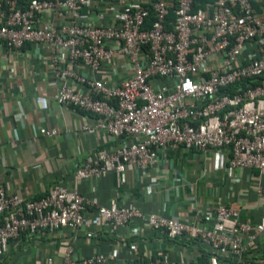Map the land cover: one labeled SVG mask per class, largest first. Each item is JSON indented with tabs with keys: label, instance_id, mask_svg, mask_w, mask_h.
I'll list each match as a JSON object with an SVG mask.
<instances>
[{
	"label": "built area",
	"instance_id": "built-area-1",
	"mask_svg": "<svg viewBox=\"0 0 264 264\" xmlns=\"http://www.w3.org/2000/svg\"><path fill=\"white\" fill-rule=\"evenodd\" d=\"M100 1L0 0V42L10 50L30 43L46 49L59 81L56 102L95 117L81 131L101 130L120 141L88 153L76 177L145 171L167 147L225 150L231 168L264 174V0H212L197 9L194 0H115L107 19L98 11ZM45 12L61 22L42 26ZM121 57L130 73L116 80ZM58 132L39 128L43 136ZM211 215V226L201 227L133 204L104 205L60 183L38 199L0 187V257L22 236L62 229L76 235L94 224L123 239L117 230L139 221L170 240L188 235L199 241L201 264H264V222L240 220L238 209L222 203ZM194 218L202 221L200 209ZM62 245L60 262L46 255L32 264H107L110 258H81L73 244ZM128 247L134 253L129 264L198 262L166 251L142 258L136 244Z\"/></svg>",
	"mask_w": 264,
	"mask_h": 264
},
{
	"label": "crops",
	"instance_id": "crops-1",
	"mask_svg": "<svg viewBox=\"0 0 264 264\" xmlns=\"http://www.w3.org/2000/svg\"><path fill=\"white\" fill-rule=\"evenodd\" d=\"M115 6V0H101L98 11L107 19ZM48 21L61 19L45 12L41 25L46 26ZM49 61L48 51L37 44L10 50L0 42V187L8 193L38 199L53 183H60L69 190H78L85 198L96 197L104 205L112 201L133 204L143 212L177 216L201 227L211 226L217 203L238 209L240 220L264 222V174L254 168H231L225 150L167 147L145 171L111 172L99 180L77 178L75 171L88 153L115 148L120 141L101 130L81 131L83 125H94L95 117L56 102L59 81ZM117 62L116 80L130 73L126 58H118ZM41 127L59 132L43 136L39 133ZM197 208L203 218L200 222L194 220ZM92 214L89 208L86 216ZM117 231L123 239L109 236L101 225L94 224L76 235L62 229L52 235L22 236L10 240L0 264H32L46 255L60 262L62 244L67 242L81 258L96 253L108 255L107 264H129L134 257L129 244L137 245L142 258L159 251L180 260L199 261L203 256L199 241L188 235L170 240L164 233L149 231L139 221Z\"/></svg>",
	"mask_w": 264,
	"mask_h": 264
},
{
	"label": "trees",
	"instance_id": "trees-1",
	"mask_svg": "<svg viewBox=\"0 0 264 264\" xmlns=\"http://www.w3.org/2000/svg\"><path fill=\"white\" fill-rule=\"evenodd\" d=\"M209 1H212V0H194V9H197V8H200V7H204L205 4ZM174 19V14H173V11L172 9H170V12H169V15L167 16V20H173ZM205 258V255H203L201 257V259H199L198 262H196V264H201V262L204 260Z\"/></svg>",
	"mask_w": 264,
	"mask_h": 264
}]
</instances>
